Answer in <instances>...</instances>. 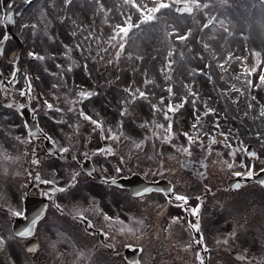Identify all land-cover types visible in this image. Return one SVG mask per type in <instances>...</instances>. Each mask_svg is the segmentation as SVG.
Returning a JSON list of instances; mask_svg holds the SVG:
<instances>
[{"label": "rangeland", "instance_id": "374dc122", "mask_svg": "<svg viewBox=\"0 0 264 264\" xmlns=\"http://www.w3.org/2000/svg\"><path fill=\"white\" fill-rule=\"evenodd\" d=\"M54 2L55 7H52L49 0H30L27 4L24 0H13L16 18L14 32L17 39L9 36L5 53L0 56V71L5 75V86L8 90L6 94L0 93V182L17 180V172L23 176L25 174L23 166H13L15 161L5 160L4 157H13V155L17 157L24 154L27 149L33 148L16 139L17 136L27 134L20 114L21 109L17 111L16 107L5 108L2 105V100L5 98L15 101V104L26 105L25 96L21 97L18 92V89L26 87L24 78L26 74L32 84L33 113L40 116L41 126L46 132L49 131L48 128L52 129V123H55L56 128L62 129L58 124L67 114L56 112L55 107L51 110L45 108L44 100L47 99L54 106L58 105L67 110L71 107L70 98L76 91L92 90L95 95L83 103L86 112L94 118L98 114L100 118H104L106 125L111 124L114 128L117 122L122 121L125 134H131V140L138 142L147 134L149 138L142 149L161 148L164 156L168 158L177 149L172 148L167 142L153 140L151 134L140 125L143 121L164 122L162 115L157 112L153 116L150 108L152 103L159 104L161 95L165 97V104L171 100L174 106L183 96L189 95V100L182 107L169 114L173 122V131L177 133L172 143L187 147V139L182 133L190 131L194 136V143L190 149L199 150L200 158L208 161L210 165L224 167L226 166L224 161L233 162L235 170H240L239 166L246 170L264 166V118H256L261 105H264V88H251L250 95L255 96L256 99L250 100L249 89L244 79V65L250 67L256 60V57L251 55L253 51L262 53L260 57L262 63L257 66L256 73L250 74V78L258 82L257 73L264 71V0H226V2L213 0L209 11L219 19L225 20L232 32L231 36L223 32L219 25L215 32L211 28L202 29L201 25L207 19L202 15L196 16L195 19L188 16L169 19L167 23L174 25L178 30L170 38L165 36L162 27L144 25L134 28L128 33L124 53L121 54L118 64L115 61L109 64L107 61L113 60L115 45L122 40L117 37L113 39L111 45L108 40L113 37L114 25L124 20L121 13L132 14L124 4V0H100L106 9H112L107 13L108 23H104L105 14L96 11V0H72L67 7L63 5V0H54ZM62 15L70 19L60 21L59 17ZM2 18L0 0V21ZM135 19L136 17L133 16V21ZM32 23L37 25L35 33L30 27ZM189 28L192 32L186 40H175V35H183ZM4 32L7 30L0 22V33ZM73 32L76 33L75 36L72 35ZM90 32L93 33L92 37H89ZM48 35L55 38L50 40ZM77 43L81 45L83 54L81 49L74 47ZM203 43H209L211 48L207 50L206 58L201 60L196 53L205 51L202 47ZM64 44L72 48L69 56L62 55L66 51ZM172 47L175 48L173 56L175 63L172 65V71L162 73L160 68L165 63L167 51ZM30 51L44 55L45 59L40 61L30 57L28 55ZM180 52H184L183 58L180 57ZM228 52H232L234 59L228 60L223 66L224 70L221 71L217 66L216 54L219 53V58L223 59ZM127 53H132V58H129ZM137 56L142 59H137ZM241 57L248 59L242 60ZM71 62H74V66L72 71L68 72L66 66ZM209 62L211 80L203 73L192 71L195 68H204ZM57 64L62 66L61 69H57ZM14 68L19 69V80L18 83L9 86ZM45 68L48 71H45ZM205 71L209 70L205 69ZM60 72L64 75H60ZM165 75H170V79L165 81ZM145 77L151 81L148 85L143 84ZM166 83L172 85L174 96H168ZM232 85L237 89H245L237 103L232 102L238 95L237 91L232 90ZM128 86L147 90L149 96L148 99L138 97L128 105V113L122 117L119 110L123 106L121 101L128 99V93L124 91ZM188 88L199 93L195 106ZM76 99L79 100L78 97ZM249 102L253 104L251 109L247 107ZM205 103L215 111L203 116L200 114L206 110ZM198 115H200L198 124L200 131L197 133L191 125L196 123ZM220 132L229 133L228 140H224ZM256 132H260L261 137H257ZM196 135H199V140H195ZM209 137H215L217 141L211 145L210 152ZM249 143L258 154L256 160H249L245 154ZM228 144L235 149V156L229 155L232 148L227 147ZM159 153L160 151H157V154ZM241 161H244L243 165ZM153 164L150 161V165Z\"/></svg>", "mask_w": 264, "mask_h": 264}, {"label": "flooded vegetation", "instance_id": "af4514ba", "mask_svg": "<svg viewBox=\"0 0 264 264\" xmlns=\"http://www.w3.org/2000/svg\"><path fill=\"white\" fill-rule=\"evenodd\" d=\"M72 114L61 130L50 132L60 145H72L67 154L58 153L57 145L53 153H48L46 140H35L32 145L41 163L31 164L33 175L28 180L24 176L25 181L2 183L0 235L9 238L0 246V264H193L194 251L205 256L206 264H264V186L247 181L249 176L243 175L246 169L210 165L199 159L198 150H190L191 157L180 152L167 159L157 158L152 168L147 159L149 152L132 147L130 140L116 144L101 138L98 132H92L90 122L76 120V111ZM109 145L115 149L113 154L95 153L97 147ZM119 155L125 156L124 163ZM188 159L193 163H186ZM117 167L121 171L117 172ZM73 171L79 175L69 190L52 193L44 189L47 184L63 186ZM37 172L40 180L35 179ZM134 174L149 182H160L161 189L138 197L130 189L103 179ZM232 179L237 180L230 182ZM49 180L55 183H46ZM24 187L34 199L35 209L45 208L44 218L34 228L31 245L35 249L31 253L25 249L28 239L16 236L12 230L20 216L9 212L13 209L24 213ZM177 193L189 199L178 201ZM53 199L65 206L63 212L53 207ZM74 203L89 209L86 220L70 212ZM92 204L113 219L106 221L102 213L90 209ZM197 205L199 232L190 227L197 220L191 208ZM173 216L179 220L170 224ZM232 231L236 236L227 245L216 244L217 239ZM201 234L207 250L195 244ZM185 243H192L193 249L185 250Z\"/></svg>", "mask_w": 264, "mask_h": 264}, {"label": "snow or ice", "instance_id": "6c2138e0", "mask_svg": "<svg viewBox=\"0 0 264 264\" xmlns=\"http://www.w3.org/2000/svg\"><path fill=\"white\" fill-rule=\"evenodd\" d=\"M24 2L27 4L30 2V0H24ZM212 2H213V0H124V4L128 6V10L132 14L129 15L127 13H121L124 16V20L121 23H116L114 25V27L112 28L113 37L108 40V43L111 45L113 42V39H116L117 37H119L122 40V42H119L115 45L116 50L114 53V58H113V60H108L107 63L111 64L114 61L117 64L119 63V59L121 57V54L124 53L125 44L127 43L128 33L130 32V30H132L134 28H140L144 25H152L154 27H162V30L164 31L165 36L169 37V38L172 37L174 33L178 32V30L176 29V27L174 25H169L167 23V21L173 17L188 16V17L195 19L196 16L202 15L203 17L207 18L206 20H204V22L201 25L202 29L206 30V29L211 28L212 31L215 32L217 30V25H219V28L223 32H225L229 36H231L232 32L229 30V27L227 26V23L225 22V20L219 19L216 15L210 13L209 10L212 7ZM225 2H226V0H225ZM49 3L52 5V7H55L54 0H49ZM71 3H72V0H63V5L65 7H67ZM96 4H97L96 11L97 12H103L105 14L104 23H108L109 21L107 18V13L111 12L112 9H106L105 5L103 3H101L100 0H96ZM133 16L136 17L135 21H133ZM7 18L9 20H12V15L9 14ZM65 19H70V18L67 17L66 15H62L59 17L60 21H64ZM0 22H2V21H0ZM73 23H75V22L73 21ZM23 27H29V25H23ZM30 27L32 28L33 32L35 33L37 25L35 23H32L30 25ZM80 27H83V25H80ZM169 29H171V30L169 31ZM191 32H192V29L189 28L186 32H184L183 35H180V34L175 35V40L184 41L191 34ZM240 34L243 36V32H241ZM72 35L75 36L76 33L73 32ZM92 36H93V33L90 32L89 37H92ZM0 37H2V39H0V54H2L4 51L3 41H7L9 39L8 33L7 32L0 33ZM48 38L50 40H52L55 37L52 35H48ZM63 47L66 51H64L62 53V55L69 56V53L71 52L72 48L68 44H64ZM74 47L76 49H81V45L78 43L75 44ZM202 47L205 51L204 52H198V53H196V55L201 60H204L207 56V50H209L211 48V45L209 43H203ZM174 52H175L174 47L170 48L167 51L165 63L160 68V71L162 73H170L172 71V65L175 63V61L173 59ZM81 54H83L82 49H81ZM28 55L30 57H32L36 60H40V61H43L45 59L44 55H42L36 51H30L28 53ZM179 55H180V57L183 58L184 52H180ZM251 55L256 57V60H255V63L250 67L247 64L244 65V69H245L244 79H245L246 84H247L248 89H249L250 100H255L256 97L250 95V89L253 87L254 88H264V71L257 73L258 82H255L252 78H250V74L256 73L257 72V66L262 63V61L260 59V57L262 55L261 52L253 51L251 53ZM127 56L129 58H132L133 54L127 53ZM136 58L142 59V57H139V56H137ZM215 58L217 59V62H218L217 66L220 67L221 71L224 70L223 66L228 60L234 59L232 52H228L227 56L223 59H220L219 53H217ZM241 59L247 60L248 57H241ZM73 66H74V62L68 63L66 66L67 71L71 72L73 69ZM56 67L59 70V69H61L62 66L57 64ZM86 67L87 66L85 65V68ZM205 69H208L209 71H205ZM210 69H211V63L209 62V63L205 64L204 68H195L192 71L196 72V73H203L205 76L208 77L209 80H211L212 77H211ZM18 71H19L18 68H14L12 70V72H11L12 83H15V77L17 76ZM45 71H48V69L45 68ZM59 74L64 75L63 72H60ZM52 75H57V73H52ZM24 78L27 81L26 87L18 89L19 95L21 97L27 95L29 98H31V89H32L31 80L27 74L25 75ZM164 78H165V81H167L170 79V75H165ZM37 79H38V77H37ZM117 79H118V77H117ZM221 79H223V76H221ZM149 83H151V81L147 77H145V79L143 80V84L148 85ZM54 87H59V85H54ZM165 87H166L168 96L169 97L174 96L172 85L166 83ZM186 87H187V85H186ZM5 90H6V87H5ZM232 90H235L238 93L236 98L232 101L233 103H237L240 99V95L244 93L245 89H237L235 85H232ZM124 91L126 93H128V99L121 101V104L123 106L120 108L119 112H120V115L122 117L128 113V105L129 104L136 101L138 99V97L148 99V96H149V93L147 90H141V88H139V87L133 89L131 86H128V87L124 88ZM225 91H228V90H225ZM188 92H189L190 96L193 98L192 103H193V106H195L196 99L198 98L199 93L195 92L191 88H188ZM53 95H55V94H53ZM93 95H95V93L92 90L81 89V90L76 91L73 94V96L70 98L71 99V107L67 108V111L72 112V111L76 110V115H77L78 121L83 120L86 122H90V124L93 126L92 132H94V133L98 132L99 136L101 138L107 139L109 141H113L116 144L121 143L122 140H131V134H127V135L125 134L122 121L117 122L116 126L114 128L111 124L106 125L103 118H100L98 116V114H97V117L94 118L93 115L86 112L82 107H79L77 109V105L79 104L80 101L91 98ZM77 97L79 98V100L76 99ZM188 100H189V95H185L180 99L178 104L174 106L173 103L171 102V100H169L165 104L164 103L165 97L163 95H161L159 97V104L152 103V104H150V108L152 110L153 116H155V114L157 112H159L162 115L164 122L158 123L155 120L143 121L141 123L140 127L146 129L147 133L151 134V137L153 138V140L159 139L162 142H167V143L171 144L172 148L177 149V151L186 154L187 157H191L192 154L190 152V148H191L192 144L194 143L193 134H191L190 131H183V133H182V135L187 139V143H188L187 147H185L184 145L177 146L176 144L172 143V139L177 133L173 131V122L169 118V114L171 112H175L178 107H182L183 104L185 102H187ZM43 106L49 110H51L55 107L56 112H60V113L65 112L64 108H61L58 105L54 106L53 103H51L47 99L43 101ZM9 107H12V105H9ZM15 107H16V110L19 111L20 109H23L25 107V105L23 103H19V104H16ZM247 107L249 109H251L253 107V104L251 102H249L247 104ZM205 109H206L205 112L201 113L200 115L206 116L208 113H213L215 111L214 108L208 107L206 103H205ZM200 115H198L196 117V123L191 125V128L196 130L197 133L200 131V129L198 128V124L200 121ZM256 118H264V105H261L259 115ZM150 125H151V127H150ZM24 126L27 127V124L25 123ZM78 127H79V124H77V129H78ZM216 128L217 129L219 128L218 124L216 125ZM38 132H43V129L39 128L37 126V132H34L31 129H29L25 136H17L16 139L23 144H28L32 138L37 136ZM219 134L221 137L224 138V140H228V137L230 135L229 133H226V132H220ZM255 135L257 137H261L260 132H256ZM45 136L48 140H50L52 142L53 145H57V151L60 154H67L70 151V149L72 148L71 144L60 145L58 141L53 139V137L48 135L47 133H45ZM148 138H149V136L147 134H145L144 138L140 139L138 142L135 140H131L132 147H134L138 150H142V146L145 144V141ZM199 138H200L199 135L195 136V140H199ZM214 143H217L215 137H209V146H208L209 152L212 150L211 145ZM227 147L232 148V151L229 153V155L235 156V154H236L235 149L232 147V145L228 144ZM49 151H52V150L50 149ZM114 152H115V149L111 145L106 146V147H97L95 149V153H102V154H106V155L113 154ZM26 153H27V150H26ZM85 156L87 157V153L85 154ZM248 156L257 157V153L255 151H250V152H248ZM31 157H32V159L30 161V164L39 165L41 163V161L37 157L36 151L34 149L31 150ZM15 158H17V157H11V156L4 157L5 160L15 159ZM73 158H75V157H73ZM119 160L121 163H124L125 162V156L119 155ZM186 163L191 164V163H193V161L188 159V160H186ZM201 163H203V161H201ZM223 163L226 164V167L228 169H232L234 167L233 162L224 161ZM240 163H241V165H243L244 161H241ZM160 166L162 167V164ZM116 171L117 172L121 171V168L117 167ZM89 174H91V172ZM27 175L31 176V175H33V173L28 172ZM78 175H79V173L73 171L71 174V177L66 180V182L63 186L57 185V187L51 189L50 191L63 193L65 191L69 190L72 186H74L77 183ZM236 175H241V173L237 172ZM243 175L250 177L253 175V172L250 168H248L243 173ZM35 179L36 180L41 179L39 172L35 173ZM103 179H104L105 183H107L109 180H111L112 184L116 183V180L113 177H103ZM46 183L53 184V183H55V181L49 180V181H46ZM260 184L264 185V180H261ZM235 186L239 187V185H235ZM150 191H152V189L150 187H145L142 189V191L135 192L134 195L138 196V197H142L144 193H148ZM161 191H163V190H161ZM167 191L171 192L172 189L169 188ZM46 195H47V193H46ZM175 198L178 201H184V202H186L189 199L188 196L182 195L179 193L176 194ZM52 204H53V207L56 208L58 211L63 212L65 210V206L60 204V203H57L55 199L52 200ZM199 207H200V205H197L196 207L191 208V212L194 215H197V220L195 223H191L190 227L192 229L196 230L197 232H199L200 227H201L200 222H199V218H198ZM90 209L93 211H96L98 213H102L104 216V219L106 221H111L113 219L107 213H103L102 210L99 209L98 205H96V204L90 205ZM87 211H89V209L82 207L79 203H74L71 210H70V212L73 213L76 217L83 218L85 220L87 219V216L85 215V213ZM9 212L13 216H22L24 214L20 210H13V209H9ZM41 218H42V211L37 212L35 214V216L31 219L28 226L26 228H24L22 231L18 232L17 235L18 236H29V235H31L34 231V228L37 226L38 221H40ZM116 219L118 220L119 218H116ZM178 220H179V217L173 216L171 218L170 224L172 222H176ZM120 223L122 224L123 221H120ZM139 223L142 224L143 221L141 220V221H139ZM131 230L132 229H129V231H131ZM120 231H124V228H120ZM105 235L107 236L108 233L105 232ZM235 236H236V232L232 231V232L228 233L227 235H225L224 237H222L221 239H217L216 244L217 245H220V244L227 245L229 243V240L231 238H234ZM8 238L9 237H5L4 235H0V246H3L6 239H8ZM195 244L198 246L203 245L204 249L207 250V245L204 244V237L202 234L195 241ZM183 247L185 250H192L193 244L192 243H185L183 245ZM80 255L83 256L84 252L81 251ZM244 258L247 259V257H244ZM193 264H206V258L204 255L201 254L200 251H194Z\"/></svg>", "mask_w": 264, "mask_h": 264}, {"label": "water", "instance_id": "95a60500", "mask_svg": "<svg viewBox=\"0 0 264 264\" xmlns=\"http://www.w3.org/2000/svg\"><path fill=\"white\" fill-rule=\"evenodd\" d=\"M10 4H11V0H4V7H5V10H6V23L9 26L12 25V20H9L7 17H8L9 14L13 15V11L10 8ZM12 18H13V16H12ZM1 82H2V77L0 75V86H1ZM6 104H7V102H6ZM26 120H27V123L29 125V129H31L34 132H37V127H36L35 123H33L32 121H30L28 119V117H26ZM255 178L257 180H259V181L264 180V172L261 173L259 176H256Z\"/></svg>", "mask_w": 264, "mask_h": 264}]
</instances>
